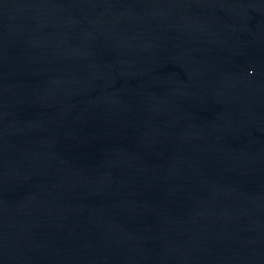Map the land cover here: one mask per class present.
<instances>
[{"label":"water","instance_id":"95a60500","mask_svg":"<svg viewBox=\"0 0 264 264\" xmlns=\"http://www.w3.org/2000/svg\"><path fill=\"white\" fill-rule=\"evenodd\" d=\"M0 264H264V0H0Z\"/></svg>","mask_w":264,"mask_h":264}]
</instances>
